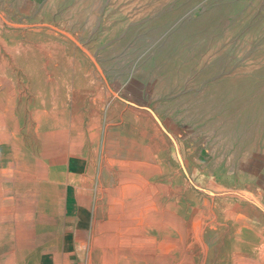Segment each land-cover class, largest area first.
Segmentation results:
<instances>
[{
    "label": "rangeland",
    "instance_id": "1",
    "mask_svg": "<svg viewBox=\"0 0 264 264\" xmlns=\"http://www.w3.org/2000/svg\"><path fill=\"white\" fill-rule=\"evenodd\" d=\"M73 155L75 256L0 264H264V0H0V174L62 192Z\"/></svg>",
    "mask_w": 264,
    "mask_h": 264
},
{
    "label": "crops",
    "instance_id": "2",
    "mask_svg": "<svg viewBox=\"0 0 264 264\" xmlns=\"http://www.w3.org/2000/svg\"><path fill=\"white\" fill-rule=\"evenodd\" d=\"M67 162L70 177L62 192H58L57 186L54 189L56 179L50 180L44 175L46 183L44 188L36 190L29 186L24 191L23 197L19 198L15 189L17 175L0 174V241L12 243V249L21 251V255L27 253L29 248H36L41 249V251H36V256H45L46 253H54L56 247L60 250V246H63L62 243H64L67 255L75 256V251L71 250L69 243L74 241L73 232L75 229L71 225L73 222L68 221L66 227L60 224L61 227L58 226L56 232V222H49L50 216H47L48 212L51 217L58 219H61L63 213L77 215L75 219L73 217L75 224L79 214H93L90 197H87L90 184H88L86 176L90 163L82 155L70 156ZM40 175L35 174L34 178L39 179ZM130 177L132 176L130 175L124 184L125 187L134 189L135 180ZM50 182L51 186L48 184ZM76 182L80 184L78 185ZM56 193L59 194L58 199L56 198L59 201L58 207H55V198L53 197V194ZM46 207L50 209L47 211ZM59 250H56L57 264L63 262Z\"/></svg>",
    "mask_w": 264,
    "mask_h": 264
}]
</instances>
